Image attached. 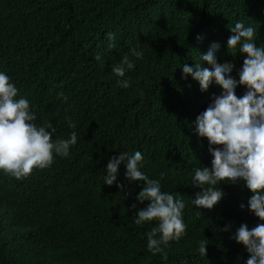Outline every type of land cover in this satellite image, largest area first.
I'll use <instances>...</instances> for the list:
<instances>
[{
    "label": "trees",
    "instance_id": "trees-1",
    "mask_svg": "<svg viewBox=\"0 0 264 264\" xmlns=\"http://www.w3.org/2000/svg\"><path fill=\"white\" fill-rule=\"evenodd\" d=\"M237 21L252 26L264 46V0H0V71L29 101L36 125L55 128L52 139L77 133L68 156L54 154L49 167L33 169L22 183L17 209L31 230L13 237L0 230V264H245L249 254L233 234L257 218L242 181L220 182L224 195L211 209L183 212L184 235L156 254L145 236L155 222L133 223L147 204L136 200L143 181H129L122 162L117 180L102 183L110 158L138 150L141 171L159 179L162 191L182 198L200 191L192 169L210 167L211 155L195 119L221 89L212 84L202 92L180 66L200 63L216 42V61L231 62L238 79L244 57L226 49ZM106 32L113 33L112 49ZM125 55L134 66L116 77L111 66ZM124 78L127 88L118 84ZM245 91L237 85L235 94ZM10 184L0 176L1 189Z\"/></svg>",
    "mask_w": 264,
    "mask_h": 264
},
{
    "label": "clouds",
    "instance_id": "clouds-1",
    "mask_svg": "<svg viewBox=\"0 0 264 264\" xmlns=\"http://www.w3.org/2000/svg\"><path fill=\"white\" fill-rule=\"evenodd\" d=\"M229 31L227 52H239L244 57L237 73L238 79L230 75L233 69L231 62L216 61L214 52L219 48L216 42L199 54L200 63L180 66L182 75H190L202 92L212 84L221 89L195 119V132L198 137L207 139L211 155L210 167L192 169L191 183L200 191L191 189L186 198L171 191H162L159 179H150L141 171L143 156L138 150L131 154L121 152L110 158L105 166L103 184L111 185L117 180L118 165L122 162L124 176L129 181H143L136 200L140 203L147 201V204L137 209L133 223L155 222L145 233L146 248L152 254L161 252L169 242L184 235L183 212L193 208L198 211L211 209L224 195L218 187L220 182L242 181L251 192L247 208L257 218V223L251 229L240 224L233 239L249 254L245 264H264V46L254 41V29L250 25L237 21ZM105 37L108 41L106 48L112 49L113 33L106 32ZM129 51L138 59L142 56V51L137 48ZM94 59L103 63L99 53ZM201 62H207L211 68L202 67ZM133 66L125 55L119 63L111 66V71L122 78ZM118 84L121 88L129 86L126 78L118 80ZM237 85L246 89L239 98L235 94ZM57 95L66 99L62 93ZM36 119L29 101L23 96L18 97L15 84L4 71H0V176L11 180L10 185L0 188V230L7 237L31 230L17 209L22 183L28 180L33 169L49 167L54 154L68 156L70 147L77 141L75 131H71L66 139H52L55 128L38 127ZM65 121L68 128H75L69 117L66 116ZM244 207L243 203L240 204L241 209ZM198 252L205 256L206 244L203 241L199 242Z\"/></svg>",
    "mask_w": 264,
    "mask_h": 264
},
{
    "label": "bare ground",
    "instance_id": "bare-ground-1",
    "mask_svg": "<svg viewBox=\"0 0 264 264\" xmlns=\"http://www.w3.org/2000/svg\"><path fill=\"white\" fill-rule=\"evenodd\" d=\"M19 227V226H18Z\"/></svg>",
    "mask_w": 264,
    "mask_h": 264
}]
</instances>
